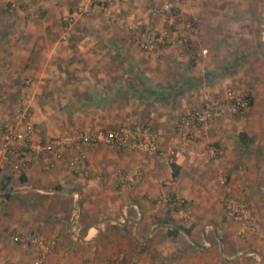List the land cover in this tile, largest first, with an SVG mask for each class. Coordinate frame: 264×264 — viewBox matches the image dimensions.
Instances as JSON below:
<instances>
[{
    "label": "crops",
    "instance_id": "obj_1",
    "mask_svg": "<svg viewBox=\"0 0 264 264\" xmlns=\"http://www.w3.org/2000/svg\"><path fill=\"white\" fill-rule=\"evenodd\" d=\"M81 1L0 0V126L13 122L27 94L36 139L146 123L158 145L169 149L182 140V115L227 88L247 86L251 106L244 116L211 121L174 163L81 144L51 169L0 168V264H34L37 252L12 239L27 232L57 239L40 264H101L116 257L134 264H264L261 1L180 0L179 18L148 12L164 0L96 6L62 41L61 17ZM192 18L198 21L190 31L185 22ZM138 20L188 33L190 48L176 43L162 53L142 51L129 28ZM202 48L208 55L198 62L193 55ZM27 77L32 83L25 88ZM240 132L253 136L254 144H242ZM79 152L87 175L69 166ZM226 193L255 211V232H240L222 203ZM176 194L188 218L172 204ZM74 212L80 239L68 225Z\"/></svg>",
    "mask_w": 264,
    "mask_h": 264
},
{
    "label": "built area",
    "instance_id": "obj_2",
    "mask_svg": "<svg viewBox=\"0 0 264 264\" xmlns=\"http://www.w3.org/2000/svg\"><path fill=\"white\" fill-rule=\"evenodd\" d=\"M177 1L164 0L161 4H153L148 12L169 18H179L180 8ZM116 2H128V0H82L74 10L63 14L61 17V40L68 39L73 25L77 19L88 13L92 8L98 6L102 9L113 6ZM13 6L15 3L12 4ZM133 33V39L137 46L146 53H162L176 43H181L185 48H190V36L178 28L167 29L145 25L141 20L132 22L129 26ZM185 28L193 31L196 28V20L185 22ZM207 49L196 53L198 57H205ZM32 79L27 77L24 87L30 86ZM31 107L30 97L24 95L13 112V122L0 126V168H9L14 172H24L32 165H38L42 169H51L60 160L67 149L79 147L81 144L98 145L104 144L110 148L131 149L148 155H156L165 158L169 162H177L184 154L186 145L195 140L197 132L206 128L208 124L218 118L232 114H243L249 109L247 94L228 88L223 96L217 100H206L201 105L188 110L178 121L181 129L182 140L179 144L169 149L161 148L157 142V134L146 123L133 125L122 124L112 128L89 130L66 131L53 135L47 139H36L33 136L34 124L29 119ZM187 124L191 129L183 131L182 127ZM69 166L87 175L88 167L86 156L79 152L69 160ZM224 182V179L222 180ZM172 204L175 206L182 218H188L185 200L174 195ZM223 205L234 219L239 220L240 232H255L256 219L250 210L244 208L240 202L231 194L227 193L223 199ZM79 214L74 212L69 218L68 225L75 239H80ZM15 243L24 248H33L37 252V260L41 261L53 252L57 245L54 236H44L35 232L15 233L12 235ZM88 264V263H81ZM101 264H134L132 261L116 257L113 260Z\"/></svg>",
    "mask_w": 264,
    "mask_h": 264
},
{
    "label": "rangeland",
    "instance_id": "obj_3",
    "mask_svg": "<svg viewBox=\"0 0 264 264\" xmlns=\"http://www.w3.org/2000/svg\"><path fill=\"white\" fill-rule=\"evenodd\" d=\"M261 1V5H262V8H263V10H262V12H263V14H264V0H260ZM192 19H195L196 20V23H197V18H192ZM191 19V20H192ZM260 42H261V44H260V46H261V48L263 49V53H264V25H263V27L261 28V31H260ZM202 49H205V48H202ZM201 49V50H202ZM200 50V51H201ZM199 51V52H200ZM196 53H198V51L197 52H195L194 53V55H193V57L195 58V59H197V61L198 62H200V61H202V60H204V59H206V57H207V55H208V49H207V53H206V56L205 57H198L197 55H196ZM264 56V55H263ZM201 73H205V72H202L201 71ZM203 75H205V74H203ZM205 77V76H204ZM229 88H234V89H236V90H241V92H243V93H245V94H247V98L249 99V108H250V106H251V102H252V97H251V92H250V89L247 87V86H240V87H229ZM228 89V88H227ZM226 89V90H227ZM199 106V105H198ZM246 114V112L245 113H243V114H232L231 116H233V115H241V116H244ZM230 115V114H229ZM226 116H228V115H226ZM225 117V116H224ZM222 118V117H221ZM245 133V132H244ZM246 134V133H245ZM247 135V134H246ZM238 138H239V141L241 142V140H240V137H239V135H238ZM250 140H253L252 142L250 141ZM254 142H255V138L252 136V137H249L248 135H247V137H246V142H241L242 144H245V145H247V146H251V145H253L254 144ZM263 153V160H264V152H262ZM224 182L226 183V179H224ZM223 182V183H224ZM260 190H261V192L262 193H264V171H263V173H262V182H261V184H260ZM227 194V193H226ZM225 194V195H226ZM224 195V196H225ZM223 196V197H224ZM222 203H223V201H222ZM242 206H244V208H246V209H248V210H250L251 211V213L254 215V217H255V219H256V222H257V216H256V213H255V211L252 209V207L249 205V204H242ZM235 220H237V219H235ZM238 222H239V220H237Z\"/></svg>",
    "mask_w": 264,
    "mask_h": 264
},
{
    "label": "trees",
    "instance_id": "obj_4",
    "mask_svg": "<svg viewBox=\"0 0 264 264\" xmlns=\"http://www.w3.org/2000/svg\"><path fill=\"white\" fill-rule=\"evenodd\" d=\"M239 137H240L241 142H246L247 135L244 132H240ZM250 141L252 142L253 140H250ZM172 166L175 168V165H172ZM174 173H176L175 169H174Z\"/></svg>",
    "mask_w": 264,
    "mask_h": 264
}]
</instances>
